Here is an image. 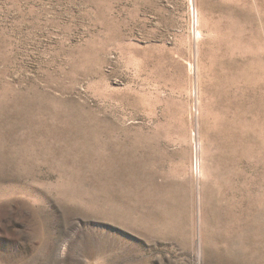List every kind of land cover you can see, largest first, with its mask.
Segmentation results:
<instances>
[{"label":"rangeland","instance_id":"rangeland-1","mask_svg":"<svg viewBox=\"0 0 264 264\" xmlns=\"http://www.w3.org/2000/svg\"><path fill=\"white\" fill-rule=\"evenodd\" d=\"M0 264H264V0H0Z\"/></svg>","mask_w":264,"mask_h":264},{"label":"bare ground","instance_id":"bare-ground-1","mask_svg":"<svg viewBox=\"0 0 264 264\" xmlns=\"http://www.w3.org/2000/svg\"><path fill=\"white\" fill-rule=\"evenodd\" d=\"M254 177V176H253ZM251 190V189H250ZM231 191V190H230ZM251 192V191H250ZM246 193H247V191H246ZM248 209V208H247ZM244 220V219H243ZM230 227V226H229Z\"/></svg>","mask_w":264,"mask_h":264}]
</instances>
